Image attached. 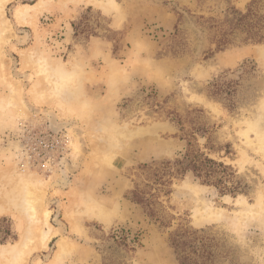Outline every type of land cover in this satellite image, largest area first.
<instances>
[{"label": "rangeland", "instance_id": "rangeland-1", "mask_svg": "<svg viewBox=\"0 0 264 264\" xmlns=\"http://www.w3.org/2000/svg\"><path fill=\"white\" fill-rule=\"evenodd\" d=\"M1 1L0 187L45 182L56 233L19 263L0 210V264H264V0Z\"/></svg>", "mask_w": 264, "mask_h": 264}, {"label": "bare ground", "instance_id": "bare-ground-1", "mask_svg": "<svg viewBox=\"0 0 264 264\" xmlns=\"http://www.w3.org/2000/svg\"><path fill=\"white\" fill-rule=\"evenodd\" d=\"M4 4H5V1L4 2L1 1L0 11H2ZM40 4L41 3H39V5ZM39 5L37 7L40 10ZM31 8H36V7L35 5H23V7L19 8L16 11V15H17L16 18H18L21 21L24 18V16H26L29 9ZM39 10H37L36 8V11H39ZM6 31L8 32V30ZM59 75H62V74H59ZM63 80L64 78L60 79L61 85L63 83L62 82ZM11 92H13V94L10 95L11 96L10 101H12L13 104L15 105L18 102V98H20L21 92L19 90V87L16 85L12 86ZM36 97L37 99L44 100L46 99V94L43 91H39L36 94ZM5 102H7V100ZM74 142L78 144L77 141H74ZM66 164H67V169L69 172H74L77 169V166L74 164H71L69 162H66ZM16 182L17 183L14 184L9 189L0 187V210L6 211V210L18 209L17 211H20V213L22 212L26 214V216L28 217L29 224H30L29 225L30 226L29 235L24 237L20 245L18 244L19 249H20V255L22 256V259H21V256H19L21 259L19 263H21L23 262L24 258H26V256L30 253L32 249L36 247H40V248L45 247L47 243L49 242V240L51 239V237L53 236V234H55L56 232L54 230L53 224L49 221L51 211L47 209L46 207H44L42 203V200H43L42 191H44L43 188L45 187L44 186L45 182H42L37 177L35 176L33 177L32 175H29V174H22L20 177H18ZM105 214L106 213H104V216ZM65 244L60 245L61 254L64 253L65 250L67 249V246Z\"/></svg>", "mask_w": 264, "mask_h": 264}, {"label": "trees", "instance_id": "trees-1", "mask_svg": "<svg viewBox=\"0 0 264 264\" xmlns=\"http://www.w3.org/2000/svg\"><path fill=\"white\" fill-rule=\"evenodd\" d=\"M257 42V40H251ZM221 42L218 44V48H224L227 44ZM170 165L171 163L168 162ZM215 165L220 166L221 168L226 169L227 167L223 164H217L215 161L202 158L201 155L195 151L189 150L182 158H179L175 161L176 172L177 173H186L192 171L201 178L204 182H213L212 176L217 171ZM223 178V177H222ZM221 178L220 181L223 179ZM216 184L219 182L215 181ZM223 189L226 191H235L236 188L227 190L226 186H223ZM238 191V190H236ZM16 233L12 228V224L9 223V219L6 216L0 217V242L5 243L14 239Z\"/></svg>", "mask_w": 264, "mask_h": 264}]
</instances>
